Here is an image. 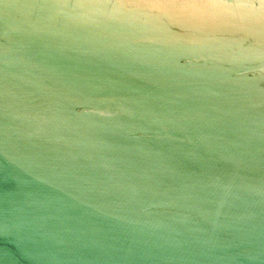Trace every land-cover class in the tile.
<instances>
[{
	"label": "water",
	"instance_id": "obj_1",
	"mask_svg": "<svg viewBox=\"0 0 264 264\" xmlns=\"http://www.w3.org/2000/svg\"><path fill=\"white\" fill-rule=\"evenodd\" d=\"M0 264H264V0H0Z\"/></svg>",
	"mask_w": 264,
	"mask_h": 264
}]
</instances>
